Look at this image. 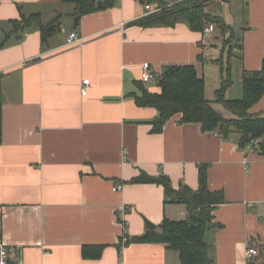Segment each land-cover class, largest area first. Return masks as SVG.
<instances>
[{
  "label": "crops",
  "instance_id": "obj_1",
  "mask_svg": "<svg viewBox=\"0 0 264 264\" xmlns=\"http://www.w3.org/2000/svg\"><path fill=\"white\" fill-rule=\"evenodd\" d=\"M74 9L63 0H0V239L14 247L9 259L181 264L166 243H126L152 229L147 222L157 228L165 218H187L185 205L167 201L162 184L133 179L164 176L175 190H197L202 166L208 188L225 196L205 232L215 264H264V155L252 144L241 148L237 134L224 138L180 122V114L156 132L158 110L135 100L140 85L159 90L157 78L142 80L145 62L157 76L167 65L194 64L207 95L205 69L221 67L219 58L231 66L226 97L241 98L244 72L264 63V0L207 1L206 11L231 27L224 33L216 24L206 26L210 33L186 22L142 25L154 12L138 0L104 5L77 26ZM34 14L44 24L59 18L58 30L46 40L37 24L14 30V21ZM72 31L83 43L67 44ZM228 32L231 47L224 43ZM263 111L264 95L250 109ZM117 184L122 189L114 190ZM85 245H102L100 256L84 257ZM249 247L259 254L247 258Z\"/></svg>",
  "mask_w": 264,
  "mask_h": 264
},
{
  "label": "trees",
  "instance_id": "obj_2",
  "mask_svg": "<svg viewBox=\"0 0 264 264\" xmlns=\"http://www.w3.org/2000/svg\"><path fill=\"white\" fill-rule=\"evenodd\" d=\"M75 4L72 15H85L100 9L98 0H63ZM106 7L112 6L117 0H103ZM143 4H153L158 9L141 21L142 25L173 26L178 22H186L195 31H204L210 24H216L222 31H231V27L221 17L206 11L209 0H184L166 7L164 0H138ZM14 30H20L37 24L44 40L59 28V18L44 24L39 15L23 17L14 21ZM233 34V33H231ZM229 59V57H228ZM221 62V85L216 90V98L210 100L206 96L204 77L199 76L194 64H171L163 68L156 76L158 91H151L143 85L141 93L135 95L139 106L155 107L159 114L155 119L154 130L160 132L165 123L174 115L180 114V122L200 124L207 132H217L224 138L233 133L238 135L241 148L253 145L254 150L264 155V111L253 114L250 109L264 95V63L259 71H245L242 77L243 95L241 98L229 99L226 91L233 84L231 66ZM219 106V107H217ZM256 140V143H255ZM135 182H156L165 187L167 201L184 204L187 218L171 220L165 218L157 228L127 240L129 242L156 241L166 243L179 252L181 264H215L211 253V245L205 240V232L213 224L215 208L225 202L222 191H211L207 185L204 167H200L199 187L193 190L182 186L175 190L166 177H151L141 174L134 178ZM103 246L83 247V256L96 258L100 256ZM96 252V253H95ZM8 264H17L9 259Z\"/></svg>",
  "mask_w": 264,
  "mask_h": 264
},
{
  "label": "built area",
  "instance_id": "obj_3",
  "mask_svg": "<svg viewBox=\"0 0 264 264\" xmlns=\"http://www.w3.org/2000/svg\"><path fill=\"white\" fill-rule=\"evenodd\" d=\"M145 8L147 11H152V12H155L157 11L158 9H153L152 10V7H151V4L147 3L145 4ZM211 29L209 27H206L205 28V32L207 33H210ZM84 39L77 33V31H72L69 33L68 35V38H67V44L68 45H71V44H81L83 43ZM157 74H155L151 67H150V64L149 62H145L143 64V73H142V80L143 81H148L150 79H153V78H156ZM90 83V80L89 79H84L83 82H82V89H81V92L83 95H86L87 92H88V85ZM256 143V141H255ZM122 184H117L113 187L114 190H120L122 189ZM127 210V207H123L122 211L123 212H126ZM14 250V247H9L7 246L1 239H0V264H8L9 262V256H10V253L11 251ZM246 257L247 258H252L253 256L259 254V250L255 247H249L246 252ZM17 264H22L21 262H18Z\"/></svg>",
  "mask_w": 264,
  "mask_h": 264
},
{
  "label": "rangeland",
  "instance_id": "obj_4",
  "mask_svg": "<svg viewBox=\"0 0 264 264\" xmlns=\"http://www.w3.org/2000/svg\"><path fill=\"white\" fill-rule=\"evenodd\" d=\"M237 15H238V13H236V11L235 12H233V14L231 15V12H230V17H232V16H234L235 18L234 19H236V24L238 23V20H237ZM226 17V16H225ZM235 29L237 30V32H236V34H239V26L238 25H235ZM228 34H229V32L227 33V34H225V41H224V43H225V45L226 46H228V44H229V46L231 47V44L233 43H235V41L232 39V36H228ZM220 40H221V42H220V47H219V50H220V48H222L223 46V43H222V38H220ZM222 53L221 54H224L225 55V52L224 51H221ZM227 55H228V53H227ZM227 57H226V55H225V59H226ZM219 70H220V65L217 63H215V64H211L210 66H206V69H205V71H206V81H207V98L208 99H210V100H214L215 98H216V94H215V92H216V88L218 87H220V86H218V84L220 83V85H221V80H220V73H219ZM220 81V82H219ZM154 82H151V84L150 85H152ZM235 90H236V86L234 85L233 87H232V91L231 92H233V94L231 95V94H229L230 95V97H232V98H235L233 95H235L234 94V92H235ZM242 97V96H241ZM217 107H219V106H217ZM256 141V140H255ZM261 258H264V255H262L261 256Z\"/></svg>",
  "mask_w": 264,
  "mask_h": 264
},
{
  "label": "water",
  "instance_id": "obj_5",
  "mask_svg": "<svg viewBox=\"0 0 264 264\" xmlns=\"http://www.w3.org/2000/svg\"><path fill=\"white\" fill-rule=\"evenodd\" d=\"M104 5H105V3H104L103 0H98V1H97V6H98V7L101 8V7H104ZM80 17H81L80 15H77V16L75 17V26L78 25ZM147 224H148L150 227H152V228L155 227V226H154L152 223H150V222H147Z\"/></svg>",
  "mask_w": 264,
  "mask_h": 264
}]
</instances>
